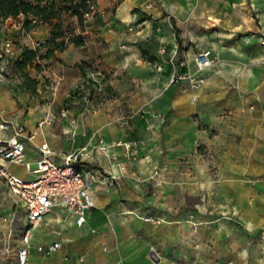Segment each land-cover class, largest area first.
<instances>
[{
    "label": "crops",
    "instance_id": "obj_1",
    "mask_svg": "<svg viewBox=\"0 0 264 264\" xmlns=\"http://www.w3.org/2000/svg\"><path fill=\"white\" fill-rule=\"evenodd\" d=\"M95 5L96 21L77 28L81 45L49 40L47 24L31 30L34 40H48L54 49L28 68L36 80L33 89L0 81V122L22 125L25 134L36 130L31 140L24 139L26 160L38 159L44 144L56 162L87 146L82 165L105 178L91 185L95 206L83 225L54 207L32 228L25 264H264V251L256 250L264 228V46L258 36L264 32V0H95ZM133 11L138 18L132 22ZM21 19L0 17V37L15 36V58L28 43L16 25ZM245 35H252L250 42ZM202 50L217 59L198 70L194 56ZM82 61L102 73L87 92L74 88L88 70ZM182 72L205 82L198 88L185 79L171 82L172 74ZM61 73L56 117L38 125L47 112L46 84ZM63 106L68 111L61 117ZM134 111L143 113L122 125ZM99 140L107 146L104 152ZM126 141L139 142L134 158L115 145ZM196 141L200 154L193 152ZM163 164L167 170L157 184L149 175ZM11 170L28 173L12 165ZM9 196L20 204L26 228L22 204ZM7 227L2 220L6 236ZM11 242L8 256L0 248V264H20L21 238ZM53 242L60 247L48 254L38 250Z\"/></svg>",
    "mask_w": 264,
    "mask_h": 264
},
{
    "label": "built area",
    "instance_id": "obj_2",
    "mask_svg": "<svg viewBox=\"0 0 264 264\" xmlns=\"http://www.w3.org/2000/svg\"><path fill=\"white\" fill-rule=\"evenodd\" d=\"M150 6V4L147 5V7ZM96 11L95 2H90L89 10L84 14L85 20L91 18ZM137 18L138 12L133 11L131 21L133 22ZM31 22L34 23L35 20L32 19ZM16 25L19 32L27 39L28 43L26 46L30 45L31 48H40L42 46L43 41L34 40L31 30L27 31L24 29L22 20H16ZM128 30H132V26H129ZM258 36L261 45L264 46V32H260ZM251 38L252 35H245L244 41L250 42ZM14 47L15 40L11 37L4 39L0 43V81L5 78L7 68L12 65L13 59H15ZM216 59L217 57L213 56L209 50H202L194 56V62L198 70L211 66ZM148 63L153 67H158L156 62L149 61ZM101 77L102 73L100 71L87 70L79 77L74 88L87 92L100 82ZM63 79L64 75L61 73L57 75L55 80L46 84L45 103L47 112L45 118L38 125L50 123L56 117L53 107L56 102L58 84ZM177 79L187 80L191 88H198L205 82L203 77H197L188 72L172 74L171 82ZM71 96L76 97L77 93ZM84 101L87 104L90 102L88 94L85 95ZM67 111L68 108L63 106L59 111V115L64 117L67 115ZM142 113V111L131 112L125 115L120 123L126 125L131 119ZM158 116L161 117L160 114ZM0 131H11L8 136L0 135V182L5 185L10 195L19 199L25 211L27 226L21 236L22 247L18 251L20 264H25L28 254L27 244L32 228L40 224L44 216L54 207L65 209L74 216L78 226L83 225L87 213L95 206L93 197L90 194L91 185L101 182L105 178L96 170L82 165L83 160L88 157L87 146L66 153L61 162H56L52 157L53 152L44 144L39 147L40 157L34 161H28L25 158L24 139L31 140L35 136L36 130L25 134L24 126L2 120L0 122ZM138 144V141H126L117 142L115 145H122L125 151L134 158ZM98 145V149L103 152L107 148L102 140H99ZM199 148L200 143L196 141L193 152L200 154ZM204 153L211 155V151L208 149H205ZM13 164L23 165L32 176L24 177L16 174L11 170V165ZM166 170L167 166L165 164L156 166L149 175V179L159 184L163 181ZM195 206L200 208L202 203L200 202ZM260 240L264 242V232L261 233ZM60 245V242H53L46 246H38V250L48 254L59 248Z\"/></svg>",
    "mask_w": 264,
    "mask_h": 264
},
{
    "label": "trees",
    "instance_id": "obj_3",
    "mask_svg": "<svg viewBox=\"0 0 264 264\" xmlns=\"http://www.w3.org/2000/svg\"><path fill=\"white\" fill-rule=\"evenodd\" d=\"M95 0H0V17L3 19L19 18L22 16V25L25 30L34 29L39 24L49 26V40L67 38L75 45L83 44L81 33L68 32L62 25V15L74 17L79 26L85 21L84 14L89 10V3ZM35 22L32 23L31 20ZM49 42L48 40L43 42ZM42 44V45H43ZM54 49L46 47L43 53L40 48L24 47L19 56L13 59L12 64L19 72L23 85L31 90L36 85V80L31 78L25 68L31 67L38 59L53 55ZM35 66L38 67V64Z\"/></svg>",
    "mask_w": 264,
    "mask_h": 264
},
{
    "label": "rangeland",
    "instance_id": "obj_4",
    "mask_svg": "<svg viewBox=\"0 0 264 264\" xmlns=\"http://www.w3.org/2000/svg\"><path fill=\"white\" fill-rule=\"evenodd\" d=\"M97 15V12H95L93 14V16L91 18H88L87 20L84 21V24H86L87 22H93L96 21L95 17ZM62 25L63 27H65L67 29L68 32H73L76 33L77 32V28H79V24L77 22L76 19H73L72 17H69L67 15H62ZM76 20V21H75ZM99 22V20H97ZM82 26V27H83ZM12 39L15 40V36H9ZM175 39L178 45H181V39L179 37V35L177 34V31H175ZM3 40V37H0V43ZM43 41V40H42ZM47 40H44L43 42H45ZM15 44H17V42L15 41ZM52 47L53 44L46 42L44 43L41 47H40V52L43 53L46 49V47ZM197 51H195L196 53ZM39 60V59H38ZM81 66H83V68H88L90 66V62L88 61H82L81 62ZM37 67V66H36ZM29 67L25 68V72H28ZM88 70H91L88 68ZM17 75V76H15ZM18 77L21 78L19 72L17 71V69L14 67V64H12L11 66H9L7 68V72L5 74V78L6 83L10 84L13 86V88L16 89V86L21 87L23 85L22 82V78H21V82L19 83ZM14 84V85H13ZM12 168L20 173H26L24 170V166L23 165H12ZM32 174L26 173L24 177H31ZM0 224L2 220H6L8 223V227H7V231H8V235L6 236L5 234L2 233V230L0 229V248L1 250L8 256L9 253H11L14 250V247L12 246V242L11 240H14V243L18 244L21 235L24 231L25 228V219H24V213L22 208L20 207V204L14 200L11 199V197L9 196L8 191H5L4 186H2L0 184ZM244 225H242L241 227V231L244 233V231H246V227H243ZM264 232V228H262L261 233ZM258 245L257 247V251L262 252L264 251V242H262L261 240H259V242L256 243ZM262 255V254H261ZM262 257V256H261ZM259 259L260 256H258Z\"/></svg>",
    "mask_w": 264,
    "mask_h": 264
}]
</instances>
